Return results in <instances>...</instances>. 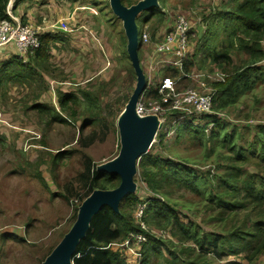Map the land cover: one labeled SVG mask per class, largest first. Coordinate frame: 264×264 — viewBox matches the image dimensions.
<instances>
[{"label":"trees","instance_id":"trees-1","mask_svg":"<svg viewBox=\"0 0 264 264\" xmlns=\"http://www.w3.org/2000/svg\"><path fill=\"white\" fill-rule=\"evenodd\" d=\"M8 1L0 0V20H8L5 13ZM140 1L121 0V4L129 8ZM167 1L158 0V7L140 14L136 24H148L151 19L160 24L164 19L160 9ZM203 23L205 29L185 69L188 61L197 57L200 70L217 71L206 68L215 66L225 71L227 77L224 83L212 85L213 114L202 116L199 125H194L192 120L180 124L174 138L175 146L183 144L186 148L198 149L203 162L173 158L150 149L137 167L146 194L163 199V202L145 200L142 222L151 230L167 233L171 240L143 233L134 218L142 199L137 194H128L120 202L118 213L103 207L92 219L77 247L78 257L73 259V264H120L117 254L98 248L121 243L130 233L147 236V243L141 247V264H255L264 254V120L250 121L252 112H261L264 119V0H226L223 6L205 17ZM149 33L154 47L156 29ZM55 40L64 41L58 34L55 37L43 35L39 49L28 56L26 64H21L15 56L5 63L0 61V90L6 82L12 81L28 90H40L34 94L35 100L39 99L44 83L42 74L48 65L47 53ZM141 47L139 42V61ZM234 56L241 57L239 65L234 64ZM78 94L88 110L98 109L93 94L82 90ZM142 95L158 99L156 88L143 91ZM82 102L75 95L58 92L60 112L70 115L67 103L79 106ZM247 105H251V110L236 117L245 121L243 126L216 116L218 113L238 114L237 109ZM30 109L46 124L66 122L54 109L42 104H33ZM97 122L96 118L88 117L81 128ZM163 138L162 134L158 136L160 148ZM207 164L214 167L213 173L197 169ZM96 168L84 159L82 170L77 174L79 188L85 190L81 202L96 190H112L120 184L116 174L99 172ZM180 191L190 197L187 205L195 217L201 216L200 223L180 214L181 209L178 210L172 200L173 194ZM68 194H71L69 190Z\"/></svg>","mask_w":264,"mask_h":264},{"label":"rangeland","instance_id":"rangeland-1","mask_svg":"<svg viewBox=\"0 0 264 264\" xmlns=\"http://www.w3.org/2000/svg\"><path fill=\"white\" fill-rule=\"evenodd\" d=\"M59 1L62 9L44 13L50 21L39 25L45 28L43 34H51L52 37L61 34L64 40H55L54 44H50L39 99L35 100L34 94L40 90H28L12 81L6 82L0 90V264H42L60 237L69 231L76 220L73 202H79L85 194V190L79 188L77 174L82 170L84 159L100 169L119 156V121L136 83L124 47L122 21L112 13L109 0ZM71 1L75 2L71 4ZM225 2L169 0L160 9L161 13H165L160 24L151 19L148 24L138 23L137 28L147 33L156 29V38H163L172 30L174 17L183 15L191 23L189 55L192 56L196 42L205 29L203 19ZM43 3L45 8L50 5L45 1ZM53 25L67 29L68 33L51 29ZM152 42L142 45L140 50V65L147 84L144 91L148 92L155 90L163 78L178 77L175 72L172 76H166L171 74L166 72L170 68H161L162 58L156 66L150 65ZM10 49L9 56L16 52L12 47ZM2 52L4 56L5 52ZM202 56L198 55V58ZM240 60V56L239 59L236 56L233 58L235 65H239ZM188 64V71L185 69L184 73L209 72L199 69L197 57ZM206 68L226 74L215 66ZM195 85L191 79L183 78L177 87L185 90ZM203 85L202 90L207 92L206 82ZM79 90L93 94L98 109L88 110L78 94ZM58 92L75 95L82 102L81 105L71 106V103H67L71 108L70 115L60 112ZM33 104L54 109L66 122L46 124L30 109ZM237 110L240 111L238 114L228 113L227 119L231 124L243 126L242 122L245 121L236 117L243 115V111L251 110V105L241 106ZM252 115V122L264 120L261 112H252ZM88 117H94L98 122L82 129L81 124ZM175 119L174 114H163V121L157 126L149 150L173 158L203 162L198 149L186 148L183 144L174 145L176 130L170 127ZM191 120L194 125H199V120ZM160 134L164 136L162 148L158 145ZM197 169L211 173L215 171L209 164ZM249 171L254 170L249 168ZM134 183L136 189L132 194L145 200L153 199L151 194H146L137 172ZM68 190L71 194H68ZM65 195L67 200L63 199ZM172 200L176 202L178 210L181 209V215L200 223L201 216L195 217L189 210L191 207L186 201L190 197L187 194L176 192ZM61 208L62 213L54 216ZM48 217H51V221Z\"/></svg>","mask_w":264,"mask_h":264},{"label":"built area","instance_id":"built-area-1","mask_svg":"<svg viewBox=\"0 0 264 264\" xmlns=\"http://www.w3.org/2000/svg\"><path fill=\"white\" fill-rule=\"evenodd\" d=\"M14 3L15 0H9L6 6L5 13L8 20H0V49L7 45L13 46V49L16 50L14 54L15 57L21 64H26L28 62V56L39 49L41 44L40 38L45 35L43 34L45 28L39 25L32 26L21 24L18 19L12 15ZM163 14L165 16L164 12ZM50 27L61 33H68L67 29L62 30L59 26L53 25ZM190 31L191 23L188 18L183 15H176L174 17L172 30L164 35L163 38H155L154 52L158 60L162 57L161 68L176 70L178 77H165L157 84L156 92L158 99L153 100L141 95L135 109L136 115L139 118L155 116L159 122H162L164 113L174 114L176 119L172 122L170 128L175 130L177 126L191 121L192 118L199 120L202 116L213 114L212 97L215 93L212 89V85L224 83L227 75L219 71L194 72L192 74L184 73L186 62L190 57ZM139 42L141 45L150 43V33L141 31L137 39V43ZM158 60L157 64L159 63ZM183 78L191 79L193 83H196L195 87L179 90L177 84ZM203 82H206L208 86L207 92L202 90L204 86ZM216 116L221 120L227 119V115L224 113H218ZM151 201L163 202V199L159 196H153ZM80 202V199L79 202L74 201V206L77 207ZM146 204L147 202L144 201L136 208L134 213V218L140 225L143 233H148L156 239L162 238L171 240L167 233L151 230L142 222ZM143 233H130L123 242L111 243L104 248H117L121 251L125 250L133 257L134 261H140L143 257L140 248L147 243V236ZM75 257H78V255Z\"/></svg>","mask_w":264,"mask_h":264},{"label":"water","instance_id":"water-1","mask_svg":"<svg viewBox=\"0 0 264 264\" xmlns=\"http://www.w3.org/2000/svg\"><path fill=\"white\" fill-rule=\"evenodd\" d=\"M109 6L114 16L122 21L126 51L136 84L119 121V156L113 162L96 169L99 172L116 174L120 178V184L112 190H96L80 203L75 222L42 264H73L77 247L89 230L92 219L99 211L103 207H108L115 213L119 212V204L122 199L128 194L134 193L136 189L134 175L137 172L138 162L148 152L159 125L155 116L139 118L135 112L138 100L146 87L145 75L137 53L136 19L143 12L157 8L158 0H142L129 8L123 6L121 0H109Z\"/></svg>","mask_w":264,"mask_h":264},{"label":"crops","instance_id":"crops-1","mask_svg":"<svg viewBox=\"0 0 264 264\" xmlns=\"http://www.w3.org/2000/svg\"><path fill=\"white\" fill-rule=\"evenodd\" d=\"M43 1L47 2L50 5L46 6V8H45L44 7L45 4L43 3ZM76 1H79V0H76ZM73 2H75V1H71V4ZM60 7H61V2L59 0H54L53 2L50 1V0H15V3L13 4V7H12V15L15 18H17L18 21L21 24H23V25L37 26V25H42V23H45L46 21H48V22L50 21V19L47 16L43 15L44 13H47V12H50V11L51 12H56L57 10L62 9ZM60 35L61 34H59V36ZM11 47L13 48V46L9 45V47H5L3 49H0V58H1L0 61H3L2 63L7 62L12 56H15L14 55L15 54L14 51L9 56V50H11L10 49ZM2 51L5 52L4 56H3V52ZM157 60H158V57L155 56L154 47H153L152 52H151V57H150V60L148 62H150L151 66L153 64L156 66L157 65ZM163 71L164 70H161V72H163ZM166 72L172 73V72H175V70L174 69H170L169 71H166ZM135 81H136V78H135ZM63 199L67 200V196L65 195V197ZM141 199L142 198H140V200ZM50 201H53V200H50ZM141 201L144 202L145 199H142ZM54 203H58V202L54 201ZM64 206L67 209L65 204H64ZM62 211L63 210L61 208V210H59L54 216L62 213ZM42 220H45V219H42ZM48 220L51 221V217H48ZM64 235H62L60 237L59 242L64 237ZM58 243H56V245H54V246L56 247ZM98 249H100V250H108V251L112 252L113 254H117V261L120 264H141V262H142V259L140 261H137V260L134 261L133 257L130 254H128L125 250L121 251L120 249H117V248L105 249L104 247L103 248H98ZM140 252H141V248H140ZM242 263H244V262H242ZM255 264H264V254L258 258V260H257V262Z\"/></svg>","mask_w":264,"mask_h":264}]
</instances>
